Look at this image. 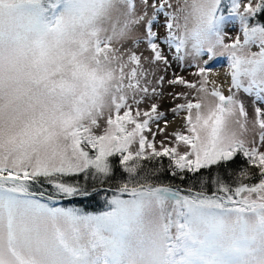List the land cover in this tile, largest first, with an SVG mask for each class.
Masks as SVG:
<instances>
[{"label": "snow or ice", "instance_id": "obj_1", "mask_svg": "<svg viewBox=\"0 0 264 264\" xmlns=\"http://www.w3.org/2000/svg\"><path fill=\"white\" fill-rule=\"evenodd\" d=\"M0 264H264V0H0Z\"/></svg>", "mask_w": 264, "mask_h": 264}, {"label": "rangeland", "instance_id": "obj_2", "mask_svg": "<svg viewBox=\"0 0 264 264\" xmlns=\"http://www.w3.org/2000/svg\"><path fill=\"white\" fill-rule=\"evenodd\" d=\"M221 62H223V63H226L225 61H223V59L221 58ZM215 68H218L217 66H215ZM224 68H226V67H224ZM179 71V70H178ZM180 74H182V75H185L186 76V78L187 79H189V80H194V79H196L195 77H193V76H191V75H188L187 73H184V72H180ZM176 90L177 91H182L183 89H182V87L181 86H177L176 87ZM165 107H167V104L165 105ZM169 120L170 121H172L170 124H169V127H168V131L169 132H171V131H173V130H175L176 128H178V127H180L181 126V124H182V120L180 119V118H177V119H175V120H172V116H171V114H169ZM158 139H159V137H158Z\"/></svg>", "mask_w": 264, "mask_h": 264}, {"label": "bare ground", "instance_id": "obj_3", "mask_svg": "<svg viewBox=\"0 0 264 264\" xmlns=\"http://www.w3.org/2000/svg\"><path fill=\"white\" fill-rule=\"evenodd\" d=\"M218 68H216V71L212 72L209 74V79L210 80H215L217 83H223L224 84V89H225V94H227V83L225 82V74L227 72V69L224 67H220L219 64H216Z\"/></svg>", "mask_w": 264, "mask_h": 264}, {"label": "trees", "instance_id": "obj_4", "mask_svg": "<svg viewBox=\"0 0 264 264\" xmlns=\"http://www.w3.org/2000/svg\"><path fill=\"white\" fill-rule=\"evenodd\" d=\"M71 206H82L87 208L88 211L95 213H99L101 211L106 210V206L102 198H98L97 200L91 201L90 203L84 205H71Z\"/></svg>", "mask_w": 264, "mask_h": 264}]
</instances>
